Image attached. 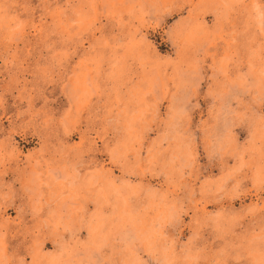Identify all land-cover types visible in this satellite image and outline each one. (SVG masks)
I'll return each mask as SVG.
<instances>
[{
    "label": "rangeland",
    "instance_id": "374dc122",
    "mask_svg": "<svg viewBox=\"0 0 264 264\" xmlns=\"http://www.w3.org/2000/svg\"><path fill=\"white\" fill-rule=\"evenodd\" d=\"M0 264H264V0H0Z\"/></svg>",
    "mask_w": 264,
    "mask_h": 264
}]
</instances>
